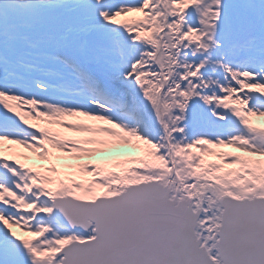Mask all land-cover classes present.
Returning <instances> with one entry per match:
<instances>
[{"label":"snow or ice","instance_id":"1","mask_svg":"<svg viewBox=\"0 0 264 264\" xmlns=\"http://www.w3.org/2000/svg\"><path fill=\"white\" fill-rule=\"evenodd\" d=\"M0 264H264V0H0Z\"/></svg>","mask_w":264,"mask_h":264}]
</instances>
